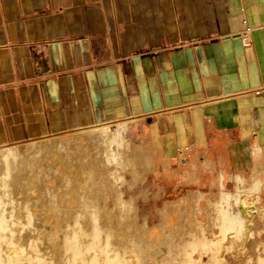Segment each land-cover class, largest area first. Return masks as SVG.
<instances>
[{
	"label": "crops",
	"instance_id": "0c3cea01",
	"mask_svg": "<svg viewBox=\"0 0 264 264\" xmlns=\"http://www.w3.org/2000/svg\"><path fill=\"white\" fill-rule=\"evenodd\" d=\"M127 119L161 158L187 147L185 182L208 181L219 152L248 170L264 153V0H0V145ZM257 175L262 190L264 161Z\"/></svg>",
	"mask_w": 264,
	"mask_h": 264
},
{
	"label": "rangeland",
	"instance_id": "374dc122",
	"mask_svg": "<svg viewBox=\"0 0 264 264\" xmlns=\"http://www.w3.org/2000/svg\"><path fill=\"white\" fill-rule=\"evenodd\" d=\"M107 123L109 124L90 126L82 131L75 130L61 134L46 135L39 138H24L0 145V152L15 149L18 153H21V155H27L26 157L32 155L41 157L47 150L46 147H52L48 149L51 151L50 153L55 152L57 154L52 157H41L39 171L34 170L25 173L21 178L22 181L20 179V183L14 180H7L2 184L4 191L0 189V194L3 197L2 198L0 195V207L3 206L0 208V212L2 211L1 213L8 214V217L15 218H18L20 215L24 216L25 214L24 217H29L31 222L35 221L32 223V227L28 233L29 241L25 242V246L23 245V249L20 252L13 253L16 257L21 256V259L24 258V260H26L24 253L26 252L25 249L29 248L27 246L29 245L28 242L31 240L34 250L37 251V253L40 252L39 254L41 256L53 264H71V261L68 258L66 259V257L60 253V250H58L61 247L62 238L66 235L65 229L72 224V221L67 219V215L71 213L73 217H76L77 223H80L82 221L81 217L87 213L86 215L90 216L91 225L88 226V228H84L86 232L90 230V227L94 224L95 219H97V214H101L103 208L106 207L105 209H118V214L121 215L120 218H123L121 219L123 221H121V227L124 231L123 249L135 246L139 251H142L134 255V259H132L133 262L140 261L143 264H163V260L169 257V252L174 251L176 254L185 255L186 257L189 256L192 262L198 264H264V214L259 213L257 208L254 217L241 218L239 216L238 204L233 205L238 199L248 197L253 200L255 206H264V189L259 190L257 186L258 181H261L262 177L257 175L254 179L248 178L251 170L257 165L259 166L260 163H263L264 153L259 155L258 160L254 159L252 166L241 174L226 173V161H222V153L219 152L217 156H212L211 159H209L213 162V171L201 173L207 177L206 179L208 181H204V178H200L189 179L185 182L182 177V171L186 169L184 164L186 161L189 163L188 157L192 155L191 153L180 155L179 152L181 150H179L177 152L178 154L173 159L161 158L152 149L150 142L147 140L144 124L130 119ZM102 129H107V133H117L121 141L118 142V140H115L110 149H108V151L115 153V157L111 159L112 161L109 159V163L107 162L108 156L106 154L107 150L105 151L106 148L102 150L100 148L101 140H94L96 138L91 141L86 139L76 140L77 134H96L97 131ZM56 142L58 143V148L54 149L53 146ZM97 143L99 149L96 148ZM38 145L41 147H37ZM146 151L149 152L152 157L149 167L151 171L148 172L143 171L145 165L142 164ZM205 151L207 150L197 152L200 161L205 160L203 157L206 153ZM75 153L81 154L87 161H90L91 158L94 159V157H98V161L95 162L94 165L87 167V170L83 169L78 160H73V157H76ZM60 159H62L63 162H61ZM124 161L125 163L123 165ZM67 163L75 164V170L66 169ZM130 169H133L136 173L133 174ZM0 172H2V169H0ZM87 173L92 176L89 177ZM38 174L40 175L38 176ZM85 174L89 177L92 185H98L100 187V193L98 195L99 205H89L87 210L84 209L85 211L82 212L77 209V212L72 211L70 206L58 205L57 200L59 199L57 193H64L66 191L63 184L71 182L72 180L75 182L76 178L80 179V177ZM58 178L61 179V181L65 180L63 184H60L61 181L57 182ZM220 178L222 179L220 180ZM40 182H43V192L41 191V198L38 199L31 190L33 189L32 187H37L36 184ZM74 189L76 192H80L85 188L81 181L78 180ZM7 190H9V192H7ZM47 190L48 193L46 192ZM7 194H9V198ZM45 195L48 196L46 197L48 199H44ZM8 199L9 201H7ZM70 200L71 199H67V202L70 203ZM20 202H22V206ZM28 202L32 203L29 205ZM167 202L172 203L170 204L172 205L170 208H168ZM185 204L188 206L187 208H191L192 211V213H188V215L198 219L197 224L199 227L197 226V230L204 234V237H208L207 234L209 233L215 234V236L209 234L210 239H208V242L217 244L215 248L216 251L207 253L200 249L201 246L194 245L193 247L192 244L198 241L194 235V230L184 228L183 235L185 236H182V241H180V234L176 235L174 233L176 231H172L171 233L165 226L155 228V226L160 224L163 220V224L167 225L173 224V222H180L181 220V223L186 225L188 221L187 212L185 209L180 210L179 208V205ZM51 205L55 208L51 207V209ZM205 206H208V210L210 207L211 212L215 213V216H212L213 219L210 221V224L213 227L219 224L218 226H220V228L218 230H209V227L206 228L204 225L203 217L206 214L203 211ZM177 207L179 210H177ZM43 208H48V211L45 212ZM60 208H62V210ZM127 208H131L130 211H128L129 209ZM53 209H55V212ZM176 210L178 212H176ZM51 211L59 218H55ZM15 212L18 214H15ZM127 213L129 215H127ZM114 215H116V213ZM226 215L231 217L234 216V218L237 219L235 223V225L239 227L237 230L231 227L223 229V221H220V217H226ZM34 216L35 218H33ZM181 216L183 218H181ZM217 216H219V219ZM83 225L87 224L83 222ZM101 227L100 229L103 233H110L113 236L119 235L118 231H116V233L115 229L111 227L110 230L106 225ZM242 227H244L243 230H241ZM12 230V232L16 231L15 228ZM133 231H135L136 234ZM227 232L235 234L230 237L231 242L229 241V243L227 242L229 238L226 239L221 235ZM198 236L202 237L200 234H198ZM234 238L237 240L233 243ZM204 241L206 240L204 239ZM54 244L55 246H53ZM111 244L117 246L119 242L117 239H113ZM35 246L37 248L39 247L40 250H38L39 248L36 249ZM114 250H116V247H114ZM125 256L128 257L129 255ZM67 260L70 262L68 263ZM168 262L175 263L176 259L170 258ZM30 264L35 263L30 262Z\"/></svg>",
	"mask_w": 264,
	"mask_h": 264
},
{
	"label": "bare ground",
	"instance_id": "6f19581e",
	"mask_svg": "<svg viewBox=\"0 0 264 264\" xmlns=\"http://www.w3.org/2000/svg\"><path fill=\"white\" fill-rule=\"evenodd\" d=\"M94 138H96V139H94ZM77 139H80V140L86 139L89 141H91L93 139L96 141L101 140L100 141L101 150L104 148H106L105 151L107 150L106 151V154L108 156V160L106 158L107 162L109 161V159L111 160L115 157V153L108 151V149H110L112 143L115 140H118V142H121L117 133H115V132L107 133V129L99 130V131H97L96 134L80 133V134H77L76 140ZM57 146H58V143L56 142L53 146L54 149H57L58 148ZM37 147H41V146L38 145ZM46 148H47V150L44 152L43 156L52 157L53 155H57L55 152L50 153L51 151L48 150L49 148H52V147H46ZM96 148L99 149L98 143H97ZM181 152H185V150L180 151V153ZM75 154H76V157H73V160H75V161L78 160L80 162L81 166L83 167V169H86V170H87V167L94 165L95 162L98 161V157H94V159L90 157L91 160L87 161V159L82 157L81 154H79V153H75ZM103 155H104V153H103ZM26 156L27 155H21V153H18L15 149L5 150V151L0 152V169H2V172H0V189H2V191H4V187L2 186V184H4L7 180H14L17 183H20V179L22 178L23 175H25V173L30 172V171H34V170L39 171L41 157H43V156H41V157H38L37 155H32L29 157H26ZM62 159H60L61 162H63ZM151 160H152V157L145 152V155H144L143 161H142V164L145 165V167L143 168V171H146V172L151 171L149 168L150 164H151ZM124 163H125V161L123 162V165H124ZM74 165L75 164L67 163L66 169L68 168L70 170H75ZM130 170L133 172V174L136 173L133 169H130ZM32 175H34V174H32ZM39 175L40 174H38V176ZM88 175H89V177L92 176L90 174H88ZM36 176H37V174H36ZM61 176H63V175H61ZM89 177L85 174V175L81 176L80 179L76 178L75 182L72 180L71 182H66L65 184H63V181H65V180L61 181V179L58 178L57 182L61 181L60 184H63L65 186V190H66L64 193H59V192L57 193V197L59 199V200H57L58 205L70 206L71 207L70 209H72V211H76V212H77V210L80 212L85 211L84 209L87 210V207L89 205L91 206L92 204L99 205L98 195L100 193V187L98 185H92L90 183ZM31 178H32V176H31ZM78 180L81 181L82 185L85 188L83 191H80V192H76V190L74 189V186L78 182ZM21 181H22V179H21ZM42 183L40 182L39 184H36L37 187L31 186L33 188L31 190V192L35 196H37L38 199L41 198V191H42V185H43ZM44 188H45V186H44ZM77 189H79V188H77ZM7 192H9V190H7ZM10 192H11V190H10ZM46 192L48 193V190ZM5 193H6V191H5ZM50 194H51V191H50ZM189 194L191 195L190 192H189ZM7 196L9 198V194H7ZM1 197H2V195H1ZM46 197H48V196L45 195L44 199ZM46 199H48V198H46ZM51 199H53V198H51ZM67 199H71L70 203L67 202ZM54 200H56V199H54ZM7 201H9V199ZM192 201H194V200H192ZM22 202H20L21 206H22ZM25 203H26V201H25ZM31 203H29V205ZM170 204H172V203L167 202L168 208H170L172 206ZM237 204H238V211L240 213L239 216L241 218H245V217L252 218L255 216L256 211H257V207L253 203L252 199H250V198L238 199V201H235L233 203V205H237ZM52 205L50 206V208L53 206H56L55 204L53 206ZM17 206H18V204H17ZM179 206H180L179 207L180 210L185 209L187 212L188 221H187L186 225H183L181 223V221H182L181 219H179V220H181L180 222H173V224H169V225L163 224L164 223V220H163L162 222H160V224L156 225L155 228L160 227V226H162V227L165 226L169 229V231L171 233H172V231H176L174 233L176 235L180 234V236H179V237H181L180 238L181 240L179 239L180 241H182V238H183L182 236H185V235H183V233H184L183 229L184 228L194 230V233H195L194 235L196 236V240H198V241H196V243H193V244L191 243L193 245V247H194V245L201 246L200 249L206 251L207 253L216 251L215 248H216L217 244H213L214 242L213 243L208 242V239H210L209 234H211V233L207 234L208 237L207 236L204 237V234L200 233L197 230V226H198L197 220L198 219H195L194 216L188 215V213H192L191 208H187L188 206H186V204L185 205H179ZM1 207H3V206H1ZM104 207H105V205H104ZM7 208H9V207H7ZM53 208H55V207H53ZM105 208H103L101 214H97V219H95L94 224L92 225V227H90V230H88L86 232H85L84 228L85 227L88 228V226L91 225L90 224V222H91L90 216H87L86 215L87 213L84 214L81 217L82 221L80 220L81 222L77 223L76 217H73L71 213L68 214L67 219L71 220L72 224L65 229L66 235L62 238L61 247L58 249V250H60V253L63 256H65L66 259L68 258L71 261V264H143L140 261H134L133 262V260H132V259H134V255H137L138 253L142 252V251H139V249H137V247L131 246V247H128L126 249H123L122 245H124V242H123L124 241V235H123L124 231L121 227V223L123 222L121 219H123V218H120L121 215L118 214V209H105ZM43 209H45V208H43ZM60 209L62 210V208H60ZM63 209H65V208H63ZM127 209H129V208H127ZM130 209L128 211H130ZM177 210H179L178 207H177ZM177 210H176V212H178ZM7 211H8V209H7ZM47 211H48V208L45 209V212H47ZM53 211L55 212V209H53ZM1 212H0V244H2V245H0V264H30V262H34L35 264H53L52 262H50L49 260H47L43 256H41L39 254L40 252L37 253V251L34 250V246L32 245L31 240H30V242H28L29 245L27 247H29V248L25 249L26 252L24 253V256H25L26 260H24V258L21 259V256L16 257V255H14L13 253L14 252H20L23 249L22 247L25 244V242L29 241L28 240L29 239L28 233L30 232V229L32 227L31 226L32 223L35 221L31 222L29 217H24L25 214H24V216L20 215L18 218L17 217L15 218V217H8V214H4ZM17 212H18V209H17ZM17 212H15V214H18ZM22 212H23V210H22ZM203 212L206 214L203 217L204 225L206 226V228L209 227L208 229L212 230V231L218 230L220 228V226H218L219 224L214 226V227L210 224V221L215 216L214 215L215 213L211 212L210 207L208 210V206H205ZM214 212H215V210H214ZM258 212L261 214H264V207H259ZM24 213H26V212H24ZM115 213H116V215H114ZM27 214H29V213H27ZM31 214H33V213H31ZM53 215L55 216V218L57 217L54 213H53ZM127 215H129V214L127 213ZM223 216H225V215H223ZM217 217L219 219V216H217ZM33 218H35V216ZM57 218H59V217H57ZM181 218H183V217L181 216ZM220 218H221L220 221H223L222 222L223 229L226 227H229V228L231 227L232 229L236 228V230H237L239 228L238 226L235 225V223L237 222L236 221L237 219H235L234 216L231 217V216L226 215V217H220ZM93 221H94V219H93ZM83 222H85L87 225H83ZM58 223H59V221H58ZM104 225L108 226L109 230H110V227L115 229V232L118 231L119 235L113 236L110 233L106 234V233L101 232L100 227L101 226L104 227ZM220 225H221V223H220ZM13 228H15V230H16V231L14 230L15 232H12ZM243 228L244 227H242L241 230H243ZM139 229H140V227H139ZM133 232L135 233V231H133ZM198 234H200L202 237H199ZM212 235L215 236V234H211V236ZM221 235L226 239L229 238L227 240V242L229 243L230 237L235 235V234L227 232V233H223ZM113 239H117L120 245L118 244L117 246H115V245L111 244ZM204 239L206 241H204ZM130 240H131V238H130ZM236 240L237 239L234 238L233 243L236 242ZM135 241H136V239H135ZM180 241H179V243H180ZM141 244H142V242H141ZM31 245L33 246V249H32ZM53 246H55V244ZM125 246H126V244H125ZM114 247H116V250H114ZM38 248L36 247V249H38ZM52 249H51V251H52ZM38 250H40V248ZM53 251H54V249H53ZM125 255H129V256L126 257ZM184 256L176 254L174 251H170L169 257L167 259L163 260V264H175V263L176 264H178V263L179 264H198V263L192 262L191 259H189L188 255H187L188 257H186V256L184 257ZM170 258H175L176 262L175 263H169L168 260ZM70 261H68V263ZM55 264H57V263H55Z\"/></svg>",
	"mask_w": 264,
	"mask_h": 264
},
{
	"label": "built area",
	"instance_id": "2783aa9c",
	"mask_svg": "<svg viewBox=\"0 0 264 264\" xmlns=\"http://www.w3.org/2000/svg\"><path fill=\"white\" fill-rule=\"evenodd\" d=\"M251 32H252V29L249 27L248 23L246 20H244L243 22V31L242 33L239 35V37L241 38V43L244 45V46H248L250 45V36H251ZM186 150L187 147L183 148V150ZM182 150V149H180ZM180 153V152H179Z\"/></svg>",
	"mask_w": 264,
	"mask_h": 264
}]
</instances>
